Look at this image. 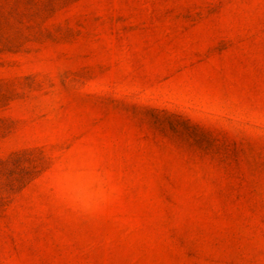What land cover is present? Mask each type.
Instances as JSON below:
<instances>
[{
    "label": "rangeland",
    "instance_id": "374dc122",
    "mask_svg": "<svg viewBox=\"0 0 264 264\" xmlns=\"http://www.w3.org/2000/svg\"><path fill=\"white\" fill-rule=\"evenodd\" d=\"M0 264H264V0H0Z\"/></svg>",
    "mask_w": 264,
    "mask_h": 264
}]
</instances>
